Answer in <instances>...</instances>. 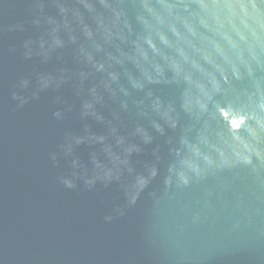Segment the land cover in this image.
Masks as SVG:
<instances>
[{
  "label": "water",
  "instance_id": "95a60500",
  "mask_svg": "<svg viewBox=\"0 0 264 264\" xmlns=\"http://www.w3.org/2000/svg\"><path fill=\"white\" fill-rule=\"evenodd\" d=\"M0 264H264V0H0Z\"/></svg>",
  "mask_w": 264,
  "mask_h": 264
},
{
  "label": "clouds",
  "instance_id": "9594fccd",
  "mask_svg": "<svg viewBox=\"0 0 264 264\" xmlns=\"http://www.w3.org/2000/svg\"><path fill=\"white\" fill-rule=\"evenodd\" d=\"M57 115H58V113H57ZM65 183H67L66 181H65ZM68 184V183H67ZM69 186H71V184H68Z\"/></svg>",
  "mask_w": 264,
  "mask_h": 264
}]
</instances>
